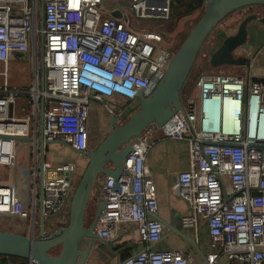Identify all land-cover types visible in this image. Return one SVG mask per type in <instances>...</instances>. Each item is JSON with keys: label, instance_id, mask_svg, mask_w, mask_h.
Instances as JSON below:
<instances>
[{"label": "built area", "instance_id": "built-area-1", "mask_svg": "<svg viewBox=\"0 0 264 264\" xmlns=\"http://www.w3.org/2000/svg\"><path fill=\"white\" fill-rule=\"evenodd\" d=\"M43 1L41 29L42 0H0V166L15 171L24 143L18 146L13 137H38L42 100L44 139L62 141L88 158L94 107L121 122L126 110L136 108L139 91L152 93L176 52L164 44L166 31L158 26L174 18L179 0ZM208 2L203 0L202 7ZM114 11L120 17L113 16ZM38 48L44 73L35 69L28 88L11 84L10 63L20 59L15 54L22 53L24 60ZM236 54L251 58V48L240 47ZM251 76L201 73L182 100L184 111L157 131L188 142L189 168L177 173V191L191 208L184 225L197 228L200 219L207 222L209 264H217L220 255L226 264H264V82ZM20 96L34 108L31 115L18 114ZM152 144L150 138L134 139L133 153L118 176L99 178L96 200L105 207L98 232L108 241L118 236L122 224L136 226L146 247L123 264H190L182 250L153 247L162 239L164 226L155 217L156 185L146 161ZM30 149L27 198L20 195L14 171L12 183L0 182V215L28 220L35 232L39 144ZM75 171V163H44L41 207L51 230L66 221Z\"/></svg>", "mask_w": 264, "mask_h": 264}, {"label": "water", "instance_id": "water-1", "mask_svg": "<svg viewBox=\"0 0 264 264\" xmlns=\"http://www.w3.org/2000/svg\"><path fill=\"white\" fill-rule=\"evenodd\" d=\"M253 6H264V0H209L205 7H202L203 14L190 30L180 47L171 59L163 77L152 93L145 95L139 91L136 95L135 109L126 110L123 121L118 122L117 115L109 119L111 130L102 141L88 153V163L77 182L69 206L68 223L61 227H54L49 235H46L41 198L44 194V163L46 161V147L49 143L44 139V101H41L42 111L40 113L41 125L38 128L39 134L34 137H13L17 143L33 145L39 144V204H40V233L38 237L31 231L30 235L0 230V255L17 256L28 259L29 264H86L92 249L93 241L100 239L107 247L114 250V240L105 241L98 232V225L102 216L105 203L96 200L92 221L87 224V210L95 192L96 184L104 175L118 176L125 166V163L133 153L132 141L134 139L147 140L152 137L158 129L165 124L178 111H184L182 103V90L184 84L194 67V64L203 51L205 43L217 24L225 20L238 10ZM113 16L120 17L117 11ZM40 28L44 27V1L42 0L39 9ZM252 21H259L264 24V17L247 15L241 21L234 34L226 36L220 45L210 54L209 63L211 67L238 66L241 67V75L249 74L252 68L251 58L264 48V42L255 49L251 58L244 55H237L236 51L246 48L248 44V25ZM182 26V25H181ZM44 42L42 38L41 47ZM22 57V53L15 54ZM42 74L44 64L41 63ZM253 81L264 82V76L252 75ZM43 87L44 78L42 77ZM1 216V215H0ZM162 224L178 230L167 223L161 217L155 216ZM25 221L23 220L24 227ZM11 224H13L11 222ZM179 234V233H178ZM89 239L90 244L82 249L84 240ZM194 244V241L185 238ZM60 247L58 254L51 251Z\"/></svg>", "mask_w": 264, "mask_h": 264}, {"label": "crops", "instance_id": "crops-1", "mask_svg": "<svg viewBox=\"0 0 264 264\" xmlns=\"http://www.w3.org/2000/svg\"><path fill=\"white\" fill-rule=\"evenodd\" d=\"M175 7L179 8L180 10L182 9L183 11V0H179L176 3ZM258 8L264 10V6H260ZM181 15L182 16H180L179 18L176 17L178 21L179 19L185 17L186 12L184 11V14L181 13ZM258 22L259 21H253L248 25V44L251 48V54H253L255 49L264 42V28H262V26ZM251 23L253 24L250 27ZM170 28V30L169 28L167 29V34L169 31V34H177V24L174 27ZM30 54L31 53H29L28 55ZM21 58L22 57H20V60H22ZM26 58L27 55L25 59ZM251 59H253L252 69L258 61H260V67H262V70L260 71H251L252 75L264 76V48L256 55L255 58ZM239 68L240 69L237 73L241 72L242 68ZM16 108L18 114L20 115H31L34 111V108L30 106V103L28 102V98L26 96L19 97ZM41 111L42 107L40 102L38 109L39 126L41 125ZM92 114L98 115L102 119L104 117V113L99 107H94ZM150 139L152 140L153 144L146 155V161L150 167L152 178L156 185V193L159 206L157 216L164 219L170 225L180 229V231L175 229L171 230V228L163 224V237L153 247L156 250H182L184 251L185 256L188 258L190 264H209L208 260L209 255L212 252V248L207 222L204 219H200L197 228L184 225L183 218L190 215L191 208L189 203L182 199L177 191V173L189 168L188 142L184 139H172L163 137L159 132L155 133L152 137H150ZM17 145L20 146L22 144L19 143ZM22 148L29 150V168L32 166V160L30 158V153L32 152V150L30 149L31 145L23 144ZM46 160L56 164L65 162L75 163L76 171L73 179L74 188L88 163V158H81L74 149H72L69 145L62 141L52 142L47 145ZM19 192L23 199L27 198L28 193H24V190H21L20 186ZM97 195L98 192L95 190V198ZM8 225H10V228H13L15 226L9 223ZM22 228L23 227L21 225L20 230ZM189 237H191V239L194 241V244L185 239ZM89 244V239L84 240L82 249H85V247H87V245ZM113 246L115 251L110 250L107 247L106 242L104 243L100 239H95L93 241L88 262L86 264H123L124 260L127 258L122 256L124 252H128L129 256L136 255L145 249L146 244L140 241L139 234L135 225L122 224L119 228L118 236L114 239ZM0 264L12 263H10L9 261H4L2 258H0ZM217 264H226L225 256L220 255L218 257Z\"/></svg>", "mask_w": 264, "mask_h": 264}, {"label": "rangeland", "instance_id": "rangeland-1", "mask_svg": "<svg viewBox=\"0 0 264 264\" xmlns=\"http://www.w3.org/2000/svg\"><path fill=\"white\" fill-rule=\"evenodd\" d=\"M125 3V2H124ZM108 4V2H107ZM260 6H253L251 8H245L242 10H238L229 17H227L225 20L220 22L215 26L211 34L209 35L203 51L198 56L194 67L192 69L193 73L192 75L195 77L197 74L201 73H209V72H215V73H237L239 71L238 66H220L213 68L211 67L209 63L210 54L220 45L221 41L228 36V34H234L239 24L241 23L242 19L246 17L247 15L255 14L258 17H264V10L258 8ZM180 10L179 8L175 7V17L167 22H165L163 25H157L158 28L166 31V39H165V45L172 47L177 51V49L180 47L182 42L184 41L187 34L190 32V30L194 27V25L197 23L201 15L203 14V9L192 13L191 15H185V17L179 19H176V17L182 16L184 14L185 8L183 7ZM179 13V14H178ZM177 15V16H176ZM253 22V21H252ZM260 23V22H258ZM178 25V29L176 30L177 34H169L170 31L167 34V29H171L170 27H174L175 25ZM253 23L250 24V27ZM182 25V26H181ZM262 28H264V24L260 23ZM249 27V29H250ZM173 29V28H172ZM173 31V30H172ZM181 32V33H180ZM181 34V35H178ZM41 50L38 48L36 50V55H34V52H32L30 55H27V58L24 60L20 59H14L11 61L9 66V82L13 85H20L25 86V88H28L33 84V70L37 69L38 72H40V66H41ZM35 56V57H34ZM36 58V59H35ZM36 67V68H35ZM262 70V67H260V61L256 63V65L251 68L252 72H257ZM40 75V73H39ZM3 78L0 76V84L2 83ZM123 101V100H122ZM107 115L104 114L103 119L99 117L98 115L92 114L90 117V126H91V138H90V147H92V150L102 141V139L107 135V133L111 130V126L109 125V119H107ZM28 158H29V150L28 149H21L19 150L18 155V166L16 171L13 167H5L0 166V182L4 183H12L14 181V171L17 174V185L20 186L21 190H24V193H28L29 185H30V177L27 173L28 168ZM79 181V180H78ZM95 192H93L92 200L94 202L95 198ZM90 205L88 206V212L90 210ZM94 213V211H93ZM24 227L20 230V226L23 225V220L19 218H13L9 215H1L0 216V230H7V231H14V232H20L27 235L31 234V223L28 220H24ZM92 221V217L87 218V224H89ZM13 223L15 225L13 228H10L8 225ZM45 228L46 230H49V227L51 226L52 222L51 220H45ZM17 225V226H16ZM29 225V226H28ZM40 233V211L38 213V218L35 226V236L38 237V234ZM60 251V247L54 248L51 253L52 254H58Z\"/></svg>", "mask_w": 264, "mask_h": 264}, {"label": "trees", "instance_id": "trees-1", "mask_svg": "<svg viewBox=\"0 0 264 264\" xmlns=\"http://www.w3.org/2000/svg\"><path fill=\"white\" fill-rule=\"evenodd\" d=\"M203 0H191L189 1L187 7L190 8V10L195 8V4L199 3L200 5H202ZM247 8H251V7H247ZM185 12H187L185 10ZM188 35V34H187ZM186 38V37H185ZM202 52V51H201ZM193 71L191 70L185 84L182 90V100H185L186 97L188 95L191 94L194 86H195V81L198 78L199 74L195 75V77L192 75ZM123 121V120H122ZM90 131H91V126H90ZM91 135V132H90ZM69 216V209H68V213H67V217H66V221L64 222V226L68 223V217ZM123 257H128L129 253L128 252H124L122 254ZM0 258H2L4 261H9L12 264H29L28 259L23 258V257H17V256H5V255H0Z\"/></svg>", "mask_w": 264, "mask_h": 264}, {"label": "flooded vegetation", "instance_id": "flooded-vegetation-1", "mask_svg": "<svg viewBox=\"0 0 264 264\" xmlns=\"http://www.w3.org/2000/svg\"><path fill=\"white\" fill-rule=\"evenodd\" d=\"M189 1L191 0H183V7L185 8V10L187 11L186 12V16L187 15H191L192 13L200 10L202 8V5H200L199 3H196L195 4V8L190 10V8L187 7ZM40 73H42V69H41V66H40ZM38 150V148H37ZM47 161V160H46ZM39 162H40V153H39ZM91 207H90V210L89 212L87 211V217H86V222H87V218L88 217H92L93 216V211L95 209V202L91 201L90 204H89ZM52 232V230H46V235H49L50 233Z\"/></svg>", "mask_w": 264, "mask_h": 264}]
</instances>
